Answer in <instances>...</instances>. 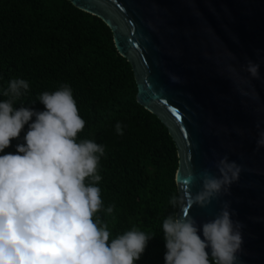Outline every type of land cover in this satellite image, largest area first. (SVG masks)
<instances>
[{"label":"water","instance_id":"water-1","mask_svg":"<svg viewBox=\"0 0 264 264\" xmlns=\"http://www.w3.org/2000/svg\"><path fill=\"white\" fill-rule=\"evenodd\" d=\"M68 1L110 28L133 70L137 102L167 128L177 149L179 197L201 190L205 169L219 175L224 156L241 167L227 192L177 214L187 211L202 224L227 202L242 224L238 264H264V146H257L264 131V0ZM249 61L259 65L258 78L245 70ZM189 169L195 180L186 184Z\"/></svg>","mask_w":264,"mask_h":264},{"label":"clouds","instance_id":"clouds-1","mask_svg":"<svg viewBox=\"0 0 264 264\" xmlns=\"http://www.w3.org/2000/svg\"><path fill=\"white\" fill-rule=\"evenodd\" d=\"M245 70L259 77L258 64L249 61ZM28 89L27 80L14 78L2 93L9 98L0 100V153L28 124L26 143L17 144L16 153L0 155V264H135L155 234L133 227L114 236L97 215L114 210L104 208L98 186L105 146L92 139L78 140L85 121L71 86L43 92L38 98L43 111L14 107L22 90ZM115 129L123 135L119 122ZM257 146H264V131ZM216 168L219 175L206 169L201 173L200 191L187 199V192L173 196L170 205L204 207L222 190L227 192L241 167L224 156ZM185 177L186 184L195 180L190 169ZM234 214L227 202L202 224L186 211L169 214L162 223L164 264H238L242 224L232 218Z\"/></svg>","mask_w":264,"mask_h":264},{"label":"trees","instance_id":"trees-1","mask_svg":"<svg viewBox=\"0 0 264 264\" xmlns=\"http://www.w3.org/2000/svg\"><path fill=\"white\" fill-rule=\"evenodd\" d=\"M14 78L29 82L14 107L36 111L45 110L43 92L71 86L85 121L78 140L105 146L98 186L104 208L114 210L97 215L114 236L133 227L155 234L135 264H164L162 223L178 210L169 203L179 197L177 149L163 123L137 102L133 70L110 28L68 0H0V100L9 98L2 93ZM27 131L28 124L0 155L16 153Z\"/></svg>","mask_w":264,"mask_h":264},{"label":"snow or ice","instance_id":"snow-or-ice-1","mask_svg":"<svg viewBox=\"0 0 264 264\" xmlns=\"http://www.w3.org/2000/svg\"><path fill=\"white\" fill-rule=\"evenodd\" d=\"M172 111H173V113H175V111H176V110H175V109H173ZM186 214H188V213H187V211H186Z\"/></svg>","mask_w":264,"mask_h":264}]
</instances>
